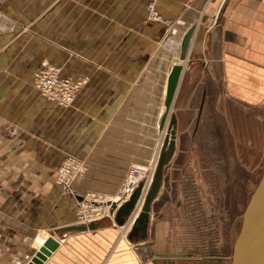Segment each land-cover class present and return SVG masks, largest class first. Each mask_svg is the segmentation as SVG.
Listing matches in <instances>:
<instances>
[{"label": "crops", "instance_id": "crops-1", "mask_svg": "<svg viewBox=\"0 0 264 264\" xmlns=\"http://www.w3.org/2000/svg\"><path fill=\"white\" fill-rule=\"evenodd\" d=\"M150 1L0 0V264L30 263L50 237L57 247L41 264L162 263L148 254L160 249L162 232L153 220L152 238L130 242L114 224L74 229L83 225L77 205L86 193L115 202L128 169L151 166L162 146L173 59L195 26L169 109L177 105L174 152L151 209L171 199L183 174L197 170L192 141L207 80L243 88L245 41L258 47L264 41V0H231L212 27L217 0H152L158 21L150 18ZM43 62L86 81L72 105L57 106L35 88L33 74ZM248 117L262 131L264 109ZM68 155L84 163L72 193L56 180Z\"/></svg>", "mask_w": 264, "mask_h": 264}, {"label": "rangeland", "instance_id": "rangeland-1", "mask_svg": "<svg viewBox=\"0 0 264 264\" xmlns=\"http://www.w3.org/2000/svg\"><path fill=\"white\" fill-rule=\"evenodd\" d=\"M217 1L219 6L210 18L211 27L216 22L218 24L231 2V0ZM150 5L153 6L154 14L149 12ZM147 9L151 19L161 20L155 10L154 1L149 2ZM228 54H235V52L230 51ZM251 54L264 56V41L260 43L259 47L256 43L245 41L244 61L246 67L243 86H241L243 88L238 89L230 80L226 82L224 79L225 81L218 85L215 80H207L204 110L192 141L197 148V170L191 176L183 174V178L178 182L177 191L174 190L175 193L172 194L171 199L166 200V203H160L163 204L162 208H158L157 211L150 209L149 223L150 220H153L152 228L158 224L162 234L159 236L160 249L148 252V254L154 259L162 260L160 264H231L233 244L242 224L241 217L264 170V128L262 126V131H258L257 124L249 125L247 123L248 116L253 111L264 109V58L257 59ZM178 56L174 57L173 64L181 63L186 66L189 62L188 54L182 61ZM47 66L56 67L59 70V76L65 77L62 75L60 67L44 62L37 71ZM256 67L261 71L260 74H256ZM35 73L33 74V83L41 94L35 83ZM68 79L73 82L82 81V86L86 82L84 79ZM78 91L75 94V99ZM198 96L195 111L198 110L201 92ZM43 97L45 98V96ZM51 103L60 107L73 104L61 106L54 102ZM176 109L177 105L173 104L170 115L176 114ZM238 121L241 128L239 132L236 128ZM163 132L160 130V145L165 136ZM159 151L149 169L145 170L144 178L140 179L143 186L148 182V177L155 168ZM67 157L77 159L84 165L83 161L75 156L68 155L65 158ZM79 177L75 178L73 182ZM178 189L182 190V193H178ZM69 192H71V186ZM99 200H101V204L105 205L101 207L102 217L97 221H101L103 224L118 225L115 222L117 207L112 208L108 204L114 201L106 203L101 198ZM151 212L152 219H150ZM159 214L162 215L158 216ZM130 215L121 225H118L119 228L125 230L122 235L123 239L128 237L132 228L130 221L135 214L132 217ZM97 221L81 224L87 225ZM148 228L145 237L139 236L131 239L128 237L129 241L138 242L146 237L152 238L153 235L152 237L147 236ZM155 253L157 255H154Z\"/></svg>", "mask_w": 264, "mask_h": 264}, {"label": "water", "instance_id": "water-1", "mask_svg": "<svg viewBox=\"0 0 264 264\" xmlns=\"http://www.w3.org/2000/svg\"><path fill=\"white\" fill-rule=\"evenodd\" d=\"M194 30L195 26L191 27L181 40L178 56L181 61L186 58ZM182 70L183 65L181 63L173 64L170 70L165 94V112L160 120V129H162L167 112L171 107ZM175 128L176 119L171 114L169 131L163 139L157 164L149 188L144 195L141 210L134 219L131 231L129 232L128 237L130 239L146 236L151 203L156 198L161 187L164 166L169 162L174 152ZM142 186L143 182L141 181L129 198L116 210L115 222L118 225H121L125 218L133 212L141 197ZM114 207L115 204H112V208ZM241 219V228L233 244L231 264H264V170ZM96 224V222H92L88 225L75 226L73 228L86 230L87 228H93ZM56 247L57 242L51 237L48 238L36 256L28 264H41Z\"/></svg>", "mask_w": 264, "mask_h": 264}, {"label": "built area", "instance_id": "built-area-1", "mask_svg": "<svg viewBox=\"0 0 264 264\" xmlns=\"http://www.w3.org/2000/svg\"><path fill=\"white\" fill-rule=\"evenodd\" d=\"M149 12L154 14L152 5L149 6ZM58 72L59 70L54 66L44 67L35 73V83L46 99L61 106H67L73 103L76 92L82 86V81L73 82L68 78L59 76ZM83 169L84 165L81 161L67 157L59 165L57 182L67 190H70L71 183L75 178L82 175ZM145 175V170L138 167H130L121 185V195L118 196L115 205L126 201L134 187ZM99 199L100 198L91 193H86L82 197V200L77 205L75 213L76 220L79 223L97 221L102 217L101 207L105 204H101V200Z\"/></svg>", "mask_w": 264, "mask_h": 264}, {"label": "bare ground", "instance_id": "bare-ground-1", "mask_svg": "<svg viewBox=\"0 0 264 264\" xmlns=\"http://www.w3.org/2000/svg\"><path fill=\"white\" fill-rule=\"evenodd\" d=\"M186 57H187V55H186ZM186 59V58H185ZM168 113V112H167ZM170 113H171V111L169 110V113H168V116H166V119H165V121H164V125H163V127H162V129H163V133L165 134V136H166V134L168 133V131H169V122H170ZM167 123H168V129H167ZM162 129H160L159 128V130H162ZM166 129H167V131H166ZM175 134H176V128H175ZM164 136V137H165ZM163 143V142H162ZM159 153H160V151H159ZM173 155V154H172ZM158 156H159V154H158ZM158 159V158H157ZM156 164H157V161H156ZM155 167H156V165H155ZM154 170H155V168H154ZM154 170H153V172L151 173V175H150V177H149V180H148V182H147V184L145 185V186H143L142 187V194H141V197H140V200L138 201V208H137V210H136V212H139L140 210H141V206H142V203H143V199H144V195H145V193H146V191L148 190V188H149V185H150V182H151V180H152V176H153V173H154ZM134 190V189H133ZM133 192V191H132ZM131 195V194H130ZM129 198V197H128ZM109 205H111L112 206V204H115V202H113V203H108ZM137 205V204H136ZM137 207V206H136ZM134 212H135V210H134ZM134 215V214H133ZM132 217V216H131ZM137 216H134L133 218H132V220L130 221L131 222V224H133V221H134V219L136 218Z\"/></svg>", "mask_w": 264, "mask_h": 264}]
</instances>
